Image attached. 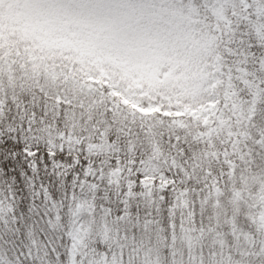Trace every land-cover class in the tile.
I'll return each instance as SVG.
<instances>
[{
    "label": "snow or ice",
    "instance_id": "snow-or-ice-1",
    "mask_svg": "<svg viewBox=\"0 0 264 264\" xmlns=\"http://www.w3.org/2000/svg\"><path fill=\"white\" fill-rule=\"evenodd\" d=\"M0 264H264V0H0Z\"/></svg>",
    "mask_w": 264,
    "mask_h": 264
}]
</instances>
